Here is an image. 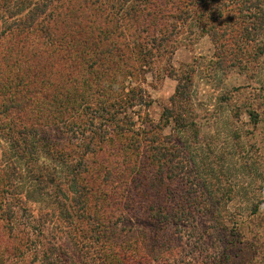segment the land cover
I'll return each mask as SVG.
<instances>
[{
    "label": "rangeland",
    "instance_id": "rangeland-1",
    "mask_svg": "<svg viewBox=\"0 0 264 264\" xmlns=\"http://www.w3.org/2000/svg\"><path fill=\"white\" fill-rule=\"evenodd\" d=\"M25 4L27 0H18L12 10L0 13V56L7 36L23 43L45 39L41 30L55 16L42 15L33 29H26L24 17L16 12ZM64 4L54 2L51 13L56 15ZM156 11L166 18L157 26L164 28L157 42L153 30L141 37L151 44L147 49L151 55L145 58L152 61L126 81L127 87L142 88L148 102L130 110L136 128L147 137L146 147L140 149L138 183L131 191L124 184L119 187L114 177L120 162H114L112 143L97 153L83 152L82 138L90 136V125L83 123L78 132L85 136L78 133L79 139L68 142L55 118L48 126L33 122L34 131L25 132L27 145L18 130L19 119L0 112V264H40L53 243L64 248L61 256L66 264H101L103 255L111 254L126 237L137 242L131 245L136 251L125 249L126 264H216L225 250L235 264H264V52H259L264 38L245 46L240 65L230 67L226 59L222 67L218 55L226 56L229 50L216 51L205 30L228 20L238 33L242 19L236 5L230 0H208L204 5L159 0ZM51 26L55 36L70 32L53 30V22ZM132 40L129 37L131 44ZM17 46L18 52L23 51L19 48L23 44ZM52 48L48 45V54ZM188 72L191 100L185 105L196 126L182 129L173 120L166 124L162 116L165 108L172 107L178 77ZM38 81L47 87L44 79ZM3 102L0 95V110ZM32 118H39L38 113ZM148 138L157 140L152 143ZM59 143L66 147L57 148ZM78 143L82 146H70ZM152 144L183 151L174 163L177 172L172 179L169 163L159 167L147 158ZM70 150L72 159L64 155ZM92 181L106 182L104 189L98 185L96 192L87 191ZM162 212L178 217L158 219ZM94 214L99 224L90 219ZM107 224L116 233L105 230ZM116 262L113 259L112 264Z\"/></svg>",
    "mask_w": 264,
    "mask_h": 264
},
{
    "label": "trees",
    "instance_id": "trees-1",
    "mask_svg": "<svg viewBox=\"0 0 264 264\" xmlns=\"http://www.w3.org/2000/svg\"><path fill=\"white\" fill-rule=\"evenodd\" d=\"M17 1L0 0V10H2L0 13L12 10ZM60 1L62 0H27V5L17 8L16 12L19 11L20 16L24 17L22 19L26 23L24 25L26 29H33V24L45 15V18L49 19L55 16L54 20L52 19L53 30L62 31L69 28L67 31L70 32L68 35L55 36L51 32L52 22H49L41 30L47 42L26 39L23 43L19 39L16 41L12 36L4 38L2 44L4 47L0 56V91L3 92L0 95H3L4 102L0 112L3 116L13 113L15 119H19L17 126L21 127V124L23 126L18 130L26 143L28 140H26L25 132L28 129L34 131V126H31L33 122L48 126L52 118H55L56 122L61 124V128L66 131L68 142H73V138L79 139L78 133L85 136L84 132H78L83 123L85 126L90 125V136L82 138L86 140L83 152L86 155L97 153L105 150L109 143H112L111 152L114 162H120L119 167L114 171V177L118 178L119 187L124 184L126 191H131L132 185L138 183L137 167L142 158L140 149L143 146L146 147L144 142L147 141V137L146 133L136 128V122L130 110L136 106H148V102L142 88L127 87L126 81L135 79L137 74L151 63L152 58H149L151 60L145 58L147 54L151 55L150 51H147L151 44L148 41H141V37L150 34L153 30L154 42H157V34H161V30L164 29L157 26L161 20L164 24L166 18L156 11L159 0H107L105 2L64 0L66 4L62 9L56 15L52 14V4ZM192 1L198 5H204L208 0ZM230 1L239 10L238 18L242 19L241 30H238V33L234 32L235 23L228 20L220 25L208 24L210 31L205 30L207 35L213 38L216 51H224L227 54L229 50L226 56L224 53L218 55V61L222 67L226 59L227 63L230 60V67L240 65L245 46L249 42H257L260 37L264 38V0ZM9 13L14 15L15 12ZM218 13L219 17H223L222 9L218 10ZM179 16L176 18L180 19ZM219 26L223 29H218ZM129 37L133 39L132 44ZM161 40L165 41L164 38ZM17 44H23L19 47L23 51H17ZM48 45L53 47L49 54L46 50ZM27 50L33 56H30ZM259 52L263 53L264 47L259 48ZM41 53L45 56L47 54L46 57L49 60L44 59ZM2 70L6 73L3 74ZM40 78L47 82V87L38 81ZM17 80L21 83L18 84ZM28 80L32 83L30 84ZM191 80L192 75L189 72L178 77L176 92L171 97L172 107L165 108L162 116L166 124L169 120H173L182 129L196 126L194 121L188 119L189 111L185 105V102L189 104L191 100ZM36 112L39 118H32ZM148 139L152 143L157 140V138ZM14 142L22 145L18 140ZM55 146L66 147L60 143ZM70 146L78 148L82 145L78 143L70 144ZM173 148L168 145L152 144L148 146L150 154L147 156L159 167L167 166L165 162L169 163L171 179L177 172L174 169V163L181 159L183 152L180 151L181 148L176 146ZM72 151L64 155L72 159ZM80 162L85 161L82 159ZM105 183L92 181L93 186L86 187V190L96 192V186L99 185L100 189L101 185L104 189ZM112 215L115 217L116 214ZM151 216L154 221L157 218L161 219L160 217L173 221L178 217L175 213L174 216L169 217L164 212L157 218L153 214ZM95 217V214L90 217L94 225L99 224V220ZM109 225L107 224L105 230L109 229L116 233L117 229ZM100 237H97L98 242ZM120 241L111 254L103 255L101 264H112L113 259H117L116 264H122L121 261L124 263L127 256L125 249L136 251L131 247L133 244L136 245V239L126 237L124 241ZM64 251V248L54 243L50 244L40 264H66L61 256L65 253ZM129 256L131 255H128V258ZM231 257L232 255L225 250L216 260V264H235ZM237 264H253V262L243 261Z\"/></svg>",
    "mask_w": 264,
    "mask_h": 264
}]
</instances>
